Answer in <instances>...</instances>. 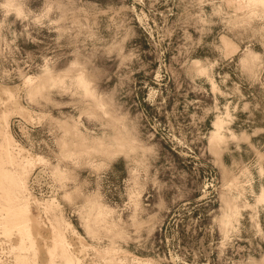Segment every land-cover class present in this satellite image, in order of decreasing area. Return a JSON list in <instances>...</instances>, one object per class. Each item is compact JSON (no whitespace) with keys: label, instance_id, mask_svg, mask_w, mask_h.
<instances>
[{"label":"rangeland","instance_id":"obj_1","mask_svg":"<svg viewBox=\"0 0 264 264\" xmlns=\"http://www.w3.org/2000/svg\"><path fill=\"white\" fill-rule=\"evenodd\" d=\"M0 264H264V0H0Z\"/></svg>","mask_w":264,"mask_h":264}]
</instances>
